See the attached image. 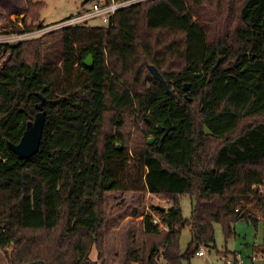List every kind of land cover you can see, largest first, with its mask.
Returning <instances> with one entry per match:
<instances>
[{"label":"trees","instance_id":"1","mask_svg":"<svg viewBox=\"0 0 264 264\" xmlns=\"http://www.w3.org/2000/svg\"><path fill=\"white\" fill-rule=\"evenodd\" d=\"M27 1L35 21L44 4ZM89 37L97 44L83 43ZM74 64L86 78L56 86ZM37 92L45 97L40 145L20 159L8 142L20 140L39 110ZM127 116L142 124L138 137L129 139ZM131 152L144 191L168 205H151L160 219L145 216L143 252L132 260L182 264L199 246L214 244L216 223L226 240L238 220L257 226L261 199L252 184L264 178V0H141L102 27L0 43V248H10L8 264H104L103 199L121 185L111 164ZM182 195L193 202L189 220ZM185 225L193 247L183 255Z\"/></svg>","mask_w":264,"mask_h":264},{"label":"rangeland","instance_id":"2","mask_svg":"<svg viewBox=\"0 0 264 264\" xmlns=\"http://www.w3.org/2000/svg\"><path fill=\"white\" fill-rule=\"evenodd\" d=\"M38 1L42 2L44 6L38 11L37 19L33 21L27 15V0H0V36L5 38L12 33L22 32L20 38L27 40L41 34H50L58 30V28L69 27L61 24H64L70 17L77 15L79 12L90 13L93 10L92 0H86L85 3H82L83 0ZM24 20H26L27 25L34 26V28L27 29L23 25ZM86 23L87 25L96 27L105 25L99 17L90 18ZM24 31L29 33H24ZM154 36L152 34V37ZM22 40L18 39L12 43ZM83 43L97 44L91 37H89V40L83 38ZM79 46V43H74V48H78ZM52 74H54L53 71ZM86 76L85 69L74 64L71 76L67 77L63 73H60L55 84L56 86L62 85L66 89L69 84L82 82ZM247 123L248 121L241 122L240 127ZM104 127H108L107 123L104 124ZM128 127H130L129 139L134 138L135 135L137 137L140 135L138 129L142 128V124H137L131 117L127 116L125 128ZM238 130L239 128L235 133ZM151 137L146 134L144 135V140L149 141ZM132 153L126 162H122L123 157H119L111 164V167L121 176V185L120 190L106 193L103 199V211L106 215L103 244L104 264H139L132 259L135 252H139V254L143 252V221L145 216L150 214L155 219H160V216L152 210V204L164 206L165 209L168 207L167 202L160 200L156 194L144 191L143 169L139 163V158ZM179 205L183 218L189 220L193 205L190 196H180ZM192 242L193 234L191 228L185 225L181 228L179 235V248L183 255L193 247ZM213 243L209 247L202 245L197 248H203L206 256L200 257L192 253L189 259L183 258L181 263L226 264L225 259L228 258L230 261H233L234 258L231 254L235 252L240 254L241 262L238 264H264V221H259L257 226L244 220L236 221L234 224V235L227 240L224 237L221 225L216 223L214 225ZM5 250L9 251L10 248H0V264H8ZM224 255L227 257L224 258ZM251 256H255L256 258L252 261ZM89 257L92 261L97 260L95 246L92 247ZM160 264L166 263L164 260H160Z\"/></svg>","mask_w":264,"mask_h":264},{"label":"built area","instance_id":"3","mask_svg":"<svg viewBox=\"0 0 264 264\" xmlns=\"http://www.w3.org/2000/svg\"><path fill=\"white\" fill-rule=\"evenodd\" d=\"M141 0H109L106 2V0L103 1H94L92 2L93 10L90 13H78L75 16L70 17L65 21L64 26H75V25H84L87 24V20L93 17H99L102 22L106 24L109 23L110 18L115 14V12L125 6H128L130 4L136 3ZM22 33V32H21ZM21 33H12L9 36L1 37L0 36V43L1 42H9L12 43L15 40H22ZM24 33H27V31H24ZM29 33V32H28ZM27 33V34H28ZM252 188L256 191L257 195L260 197L261 202L259 203V209L256 211V218L258 221H264V178L257 182L252 184ZM198 256H206V252L203 248L198 249L195 252ZM225 258V257H224ZM256 257L251 256V260L253 261ZM234 259L237 261V264L241 262L240 254L236 253L234 256ZM226 264H233V261H230L228 258L225 259Z\"/></svg>","mask_w":264,"mask_h":264},{"label":"water","instance_id":"4","mask_svg":"<svg viewBox=\"0 0 264 264\" xmlns=\"http://www.w3.org/2000/svg\"><path fill=\"white\" fill-rule=\"evenodd\" d=\"M85 2L86 0H83L82 3H85ZM84 64L88 67L92 65V55H88L84 59ZM148 69L153 75V77L157 79L164 86L165 90L168 93H170L171 89L169 88L168 83L166 82L162 74L158 71V69L154 65H151V64L148 65ZM183 89L188 91L189 83H184ZM36 95L40 98V102L37 104L39 110L35 114L34 119L29 120L26 123L22 136L17 143L8 142V145L11 148V150L20 159L27 158L35 154L40 145L43 128H44V122H45V111L43 110L45 97L39 92H37ZM157 126L160 129L163 128V125L160 123ZM153 141H154V137H151L148 142L152 143ZM120 146L121 145L119 143H116L117 148H120ZM157 206H160L163 210L165 209L164 206H161V205H157Z\"/></svg>","mask_w":264,"mask_h":264},{"label":"crops","instance_id":"5","mask_svg":"<svg viewBox=\"0 0 264 264\" xmlns=\"http://www.w3.org/2000/svg\"><path fill=\"white\" fill-rule=\"evenodd\" d=\"M198 256V255H197ZM200 257H202V256H200Z\"/></svg>","mask_w":264,"mask_h":264}]
</instances>
